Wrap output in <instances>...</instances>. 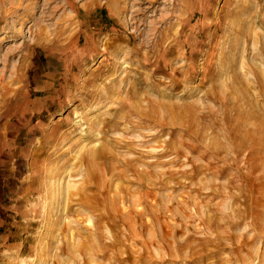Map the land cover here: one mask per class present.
Returning a JSON list of instances; mask_svg holds the SVG:
<instances>
[{
    "label": "rangeland",
    "instance_id": "374dc122",
    "mask_svg": "<svg viewBox=\"0 0 264 264\" xmlns=\"http://www.w3.org/2000/svg\"><path fill=\"white\" fill-rule=\"evenodd\" d=\"M0 264H264V0H0Z\"/></svg>",
    "mask_w": 264,
    "mask_h": 264
},
{
    "label": "bare ground",
    "instance_id": "6f19581e",
    "mask_svg": "<svg viewBox=\"0 0 264 264\" xmlns=\"http://www.w3.org/2000/svg\"><path fill=\"white\" fill-rule=\"evenodd\" d=\"M125 80V79H124ZM137 124H138V122H137ZM104 132V131H103ZM103 132L101 131V129L100 130H96V132H95V137H97L98 139H100V138H102V136H103ZM92 134V133H91ZM94 137V136H93ZM104 137V136H103ZM103 143H104V141H103ZM95 144V146L93 147V148H90V149H86L87 151H86V155H87V157H88V159L87 160H89V162H87L88 163V166H90V167H95L96 165H97V158H98V156H99V153H101V152H106L107 150V152L106 153H110L111 152V150H110V148L108 149L105 145H103V148H101L102 146V144L99 146V142H96V143H94ZM106 144H108V143H106ZM86 146V145H85ZM99 146V147H98ZM110 146V145H109ZM108 146V147H109ZM112 148V147H111ZM84 149V148H83ZM82 150V149H81ZM166 152V151H165ZM81 153H82V151H81ZM85 154V153H84ZM79 155V154H78ZM86 155H85V157H86ZM83 157V156H82ZM84 158V157H83ZM84 160H85V158H84ZM86 161V160H85ZM81 164H83V162H81ZM80 164V165H81ZM127 166H131L132 167V162L130 161V160H126V163H125ZM85 168V167H84ZM86 169V168H85ZM88 169V168H87ZM90 169V168H89ZM94 169V168H93ZM92 169V170H93ZM91 170V169H90ZM91 170V171H92ZM86 171V170H85ZM87 172V171H86ZM78 173V172H77ZM60 175V174H59ZM56 176V175H55ZM71 176V175H70ZM70 176H68L70 179H71V177ZM81 176V175H80ZM64 180H66V179H64L63 177H61V176H57V177H54V181L53 182H51V187H53V190L54 191H56V192H58V194H59V199L61 198L60 196L62 195V193L64 192V187H66V190L65 191H67L68 192V187H70L71 186V180H68L67 182L65 181L64 182ZM73 185V184H72ZM72 187V186H71ZM129 192V191H128ZM87 194V193H86ZM62 198H63V196H62ZM69 199V198H68ZM68 199H65V205H64V211H66L67 210V206H70V205H68ZM70 200V199H69ZM84 200V199H83ZM90 204V203H89ZM95 207V206H94ZM70 209V208H69ZM68 211V210H67ZM98 212V211H97ZM62 213V212H61ZM91 213V212H90ZM107 213H109V211L107 212ZM65 214H67V213H65ZM91 216V215H90ZM89 218V217H88ZM92 219V218H91ZM96 219H99V218H96ZM104 219V218H103ZM92 220H94V219H92ZM96 221V220H95ZM84 222V221H83ZM83 222H81V224L83 223ZM98 221H96V223H97ZM86 223V222H85ZM105 223V222H104ZM108 223V222H107ZM87 225V224H86ZM111 225V224H110ZM110 225H108V226H110ZM95 226V225H94ZM89 227V226H88ZM88 227H87V229H88ZM97 227V226H96ZM86 228V227H85ZM91 229V228H90ZM100 229H102V227H100ZM107 231H108V229H106ZM115 230V229H114ZM93 231V230H92ZM95 231H97V230H95ZM102 232V231H101ZM110 233V232H109ZM105 234V233H104ZM113 234V233H112ZM97 235V234H96ZM107 236V235H106ZM109 236H111V235H109ZM73 237V236H72ZM101 237V236H100ZM112 237H113V235H112ZM111 237V238H112ZM75 239V238H74ZM109 239V238H108ZM73 241V240H72ZM103 243V242H102ZM112 243H113V241H112ZM108 245V244H107ZM41 246V245H40ZM106 246V245H105ZM39 252H41V258H39L40 260H39V263H43V262H45L44 260H43V255H45V250H41V251H39ZM39 255V254H38ZM38 258V257H37Z\"/></svg>",
    "mask_w": 264,
    "mask_h": 264
}]
</instances>
